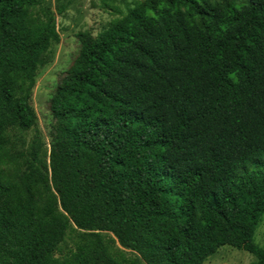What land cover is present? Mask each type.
I'll use <instances>...</instances> for the list:
<instances>
[{
	"label": "trees",
	"instance_id": "16d2710c",
	"mask_svg": "<svg viewBox=\"0 0 264 264\" xmlns=\"http://www.w3.org/2000/svg\"><path fill=\"white\" fill-rule=\"evenodd\" d=\"M78 39L47 149L31 97L56 16L0 0V264H203L222 246L264 264V0H139Z\"/></svg>",
	"mask_w": 264,
	"mask_h": 264
},
{
	"label": "rangeland",
	"instance_id": "374dc122",
	"mask_svg": "<svg viewBox=\"0 0 264 264\" xmlns=\"http://www.w3.org/2000/svg\"><path fill=\"white\" fill-rule=\"evenodd\" d=\"M137 1L139 0H42L43 5L56 16V29L60 37L59 42L50 48L49 62L38 69L31 97V105L37 117V127L47 149H49V131L53 122L48 102L54 89L67 75V70L77 54L80 44L78 34L95 36L105 29L111 20L125 13ZM104 3L108 4V9L103 5ZM59 8L62 10L58 12ZM29 138L30 134L27 135V141L30 140ZM77 232L78 229L68 233L60 246L62 254L73 247ZM103 235L113 238L107 232H103ZM254 242L259 245L264 242V215L255 231ZM112 245L114 249L123 250L127 256L136 255L133 251L121 247L115 239L112 240ZM252 260L253 256L242 249L222 246L203 264H249Z\"/></svg>",
	"mask_w": 264,
	"mask_h": 264
}]
</instances>
